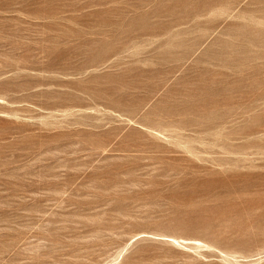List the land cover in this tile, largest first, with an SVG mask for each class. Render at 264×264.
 Returning <instances> with one entry per match:
<instances>
[{
	"label": "rangeland",
	"instance_id": "rangeland-1",
	"mask_svg": "<svg viewBox=\"0 0 264 264\" xmlns=\"http://www.w3.org/2000/svg\"><path fill=\"white\" fill-rule=\"evenodd\" d=\"M0 264H264V0H0Z\"/></svg>",
	"mask_w": 264,
	"mask_h": 264
}]
</instances>
